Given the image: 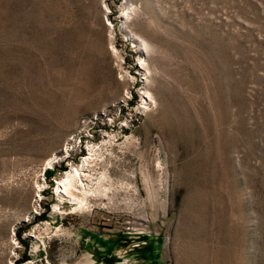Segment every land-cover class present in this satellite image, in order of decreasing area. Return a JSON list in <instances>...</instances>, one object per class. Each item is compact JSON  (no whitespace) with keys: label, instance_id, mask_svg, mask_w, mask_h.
I'll return each mask as SVG.
<instances>
[{"label":"rangeland","instance_id":"1","mask_svg":"<svg viewBox=\"0 0 264 264\" xmlns=\"http://www.w3.org/2000/svg\"><path fill=\"white\" fill-rule=\"evenodd\" d=\"M0 264H264V0H0Z\"/></svg>","mask_w":264,"mask_h":264},{"label":"bare ground","instance_id":"2","mask_svg":"<svg viewBox=\"0 0 264 264\" xmlns=\"http://www.w3.org/2000/svg\"><path fill=\"white\" fill-rule=\"evenodd\" d=\"M146 100L150 101V95L147 94ZM147 102H144L142 110L148 109ZM86 152L83 154L81 161L73 166L65 173L62 179L57 182V192L62 199H66L77 205L75 210L84 211L89 209V199L100 195V190L103 195L109 193L110 188L101 187L103 177L97 179L93 186L92 169L96 163L95 151L96 146H86ZM106 178V177H104Z\"/></svg>","mask_w":264,"mask_h":264},{"label":"built area","instance_id":"3","mask_svg":"<svg viewBox=\"0 0 264 264\" xmlns=\"http://www.w3.org/2000/svg\"><path fill=\"white\" fill-rule=\"evenodd\" d=\"M97 133L100 132L99 130H96ZM95 131V132H96ZM92 145H96L97 148V144H94V134H86L84 136V142H82L80 140V137H76L75 135L72 136L71 139H68V141L65 142V144L62 147L61 152L63 153V159L62 158H56L55 156H53V160L55 163H58L59 161H65V163H70V165H68V167L71 165H75L77 163H79V161H81V158L85 152L86 146H92ZM77 162V163H75ZM70 168H68L69 170ZM66 173V172H65Z\"/></svg>","mask_w":264,"mask_h":264},{"label":"trees","instance_id":"4","mask_svg":"<svg viewBox=\"0 0 264 264\" xmlns=\"http://www.w3.org/2000/svg\"><path fill=\"white\" fill-rule=\"evenodd\" d=\"M48 173H51V172L48 171Z\"/></svg>","mask_w":264,"mask_h":264}]
</instances>
